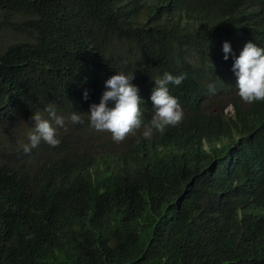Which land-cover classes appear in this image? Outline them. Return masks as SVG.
Segmentation results:
<instances>
[{
	"label": "trees",
	"instance_id": "obj_1",
	"mask_svg": "<svg viewBox=\"0 0 264 264\" xmlns=\"http://www.w3.org/2000/svg\"><path fill=\"white\" fill-rule=\"evenodd\" d=\"M248 42L264 0H0V264H264V101L232 69ZM165 72L186 76L184 119L146 139ZM117 73L143 112L121 142L89 119ZM48 104L60 144L25 154Z\"/></svg>",
	"mask_w": 264,
	"mask_h": 264
},
{
	"label": "clouds",
	"instance_id": "obj_2",
	"mask_svg": "<svg viewBox=\"0 0 264 264\" xmlns=\"http://www.w3.org/2000/svg\"><path fill=\"white\" fill-rule=\"evenodd\" d=\"M224 59L227 60L232 48L229 42L223 43ZM232 69L237 76L238 95L246 103L264 101V48L252 42L245 44L242 52L235 58ZM133 74L117 73L109 78L105 84L106 90L99 104H93L89 115L90 126L97 131H108L116 142L123 141L129 134H134L141 128L143 112L141 111L142 98L138 95L139 89L132 84ZM185 75L173 76L165 72L162 78L155 79L156 87L151 94L154 113L150 124L145 126L143 136L151 139L154 131L163 134L168 126H177L184 119V112L177 98L169 94L168 85H180ZM209 92H215L210 85ZM88 93L85 90L84 98ZM109 100L115 101V107L109 108ZM45 112L48 118H43L39 112L34 113L33 130L28 133V143H22L25 154L39 146L41 141L49 146L56 147L60 140L56 136V128H66L65 118L57 115L52 104L46 105ZM71 123H83L81 116L72 113L68 118ZM53 124L56 126L54 127Z\"/></svg>",
	"mask_w": 264,
	"mask_h": 264
}]
</instances>
